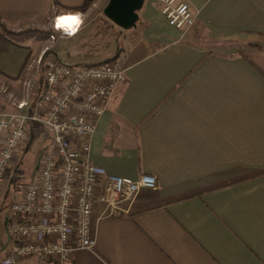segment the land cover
Wrapping results in <instances>:
<instances>
[{
    "label": "crops",
    "instance_id": "1",
    "mask_svg": "<svg viewBox=\"0 0 264 264\" xmlns=\"http://www.w3.org/2000/svg\"><path fill=\"white\" fill-rule=\"evenodd\" d=\"M96 1L0 0V75L17 82L43 51L7 31H45L56 16L80 15L79 32L55 43L63 61L59 46L89 27ZM184 1L198 11L187 34L145 0L123 35L128 79L87 156L110 175H152L157 188L143 191L128 215L108 216L100 205L96 246L75 252L72 264H264V0ZM9 207L0 205V264L10 254Z\"/></svg>",
    "mask_w": 264,
    "mask_h": 264
},
{
    "label": "built area",
    "instance_id": "2",
    "mask_svg": "<svg viewBox=\"0 0 264 264\" xmlns=\"http://www.w3.org/2000/svg\"><path fill=\"white\" fill-rule=\"evenodd\" d=\"M168 25L187 34L198 11L184 0H156ZM71 27L55 29L61 38L80 30V15L72 14ZM52 42L55 37L51 36ZM24 97L10 113H0V185L11 182L22 145L34 129L49 145L38 154L40 168L24 184L9 207L6 227L10 254L2 264H19L35 258L40 262L72 264L75 252L96 246L95 212L105 206L108 216L128 215L143 191L155 190L154 176L137 179L110 175L88 162L99 118L108 109L120 85L127 82L125 55L108 62L74 66L51 49L27 66Z\"/></svg>",
    "mask_w": 264,
    "mask_h": 264
},
{
    "label": "rangeland",
    "instance_id": "3",
    "mask_svg": "<svg viewBox=\"0 0 264 264\" xmlns=\"http://www.w3.org/2000/svg\"><path fill=\"white\" fill-rule=\"evenodd\" d=\"M97 1L94 5L91 4L90 6L92 15L86 17L88 20L92 21L88 24L89 27L80 37L68 41L58 48L59 55L63 61L69 65L78 64V61H73V59L77 57L82 58L84 61V63L79 66H85L91 65V63L97 60L105 59L113 53L116 54L113 59L122 54V49L127 40L123 35L128 31L120 29L117 25L108 20L103 13L105 6L102 4V1ZM56 17L51 20V26H48L45 31H41L37 28L31 29L29 27H24L20 32L7 31L6 36H9L12 41H17L22 45L32 41L36 42L38 44L37 46H40L43 51L47 47H51L54 51L55 43L61 38L54 26ZM51 36L55 37L54 42H52ZM245 46L247 47V45ZM64 54H66V56H64ZM36 59L37 58L28 60L17 82L0 75V113H10L16 110L15 105L24 97V83L30 77V71L27 69V66ZM38 131L41 136H38V139L36 138L37 140L35 139L33 143H31L30 136L27 142L22 145L19 163L16 166V171L10 185L8 182L0 185V205L3 207L11 205L17 192H20L24 184L32 179L34 175L33 171L36 169L39 170L40 168V157L37 154L49 145V140L42 135L40 130ZM35 155H37V158L34 157Z\"/></svg>",
    "mask_w": 264,
    "mask_h": 264
},
{
    "label": "water",
    "instance_id": "4",
    "mask_svg": "<svg viewBox=\"0 0 264 264\" xmlns=\"http://www.w3.org/2000/svg\"><path fill=\"white\" fill-rule=\"evenodd\" d=\"M144 3L145 0H110L104 15L120 29L130 30L137 26Z\"/></svg>",
    "mask_w": 264,
    "mask_h": 264
},
{
    "label": "bare ground",
    "instance_id": "5",
    "mask_svg": "<svg viewBox=\"0 0 264 264\" xmlns=\"http://www.w3.org/2000/svg\"><path fill=\"white\" fill-rule=\"evenodd\" d=\"M73 25V17L72 14L70 15H65V16H60V19L58 20V27L63 28V27H71Z\"/></svg>",
    "mask_w": 264,
    "mask_h": 264
},
{
    "label": "trees",
    "instance_id": "6",
    "mask_svg": "<svg viewBox=\"0 0 264 264\" xmlns=\"http://www.w3.org/2000/svg\"><path fill=\"white\" fill-rule=\"evenodd\" d=\"M108 62V61H107ZM39 131L37 129H34L31 133V143L39 136Z\"/></svg>",
    "mask_w": 264,
    "mask_h": 264
}]
</instances>
